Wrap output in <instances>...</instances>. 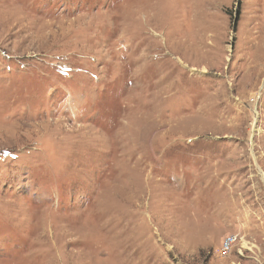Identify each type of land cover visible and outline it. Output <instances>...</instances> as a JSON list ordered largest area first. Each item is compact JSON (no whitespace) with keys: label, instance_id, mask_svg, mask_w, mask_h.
<instances>
[{"label":"rangeland","instance_id":"374dc122","mask_svg":"<svg viewBox=\"0 0 264 264\" xmlns=\"http://www.w3.org/2000/svg\"><path fill=\"white\" fill-rule=\"evenodd\" d=\"M0 264H264V0H0Z\"/></svg>","mask_w":264,"mask_h":264},{"label":"built area","instance_id":"2783aa9c","mask_svg":"<svg viewBox=\"0 0 264 264\" xmlns=\"http://www.w3.org/2000/svg\"><path fill=\"white\" fill-rule=\"evenodd\" d=\"M237 243H238L237 236L234 235L228 236L219 250V255L221 257L229 256L233 251V249L236 247Z\"/></svg>","mask_w":264,"mask_h":264}]
</instances>
